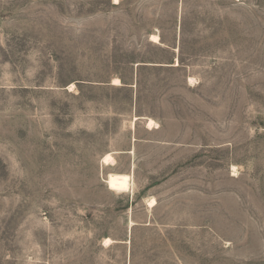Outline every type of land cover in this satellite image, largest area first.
<instances>
[{
    "label": "rangeland",
    "instance_id": "374dc122",
    "mask_svg": "<svg viewBox=\"0 0 264 264\" xmlns=\"http://www.w3.org/2000/svg\"><path fill=\"white\" fill-rule=\"evenodd\" d=\"M0 264H264V0H0Z\"/></svg>",
    "mask_w": 264,
    "mask_h": 264
},
{
    "label": "bare ground",
    "instance_id": "6f19581e",
    "mask_svg": "<svg viewBox=\"0 0 264 264\" xmlns=\"http://www.w3.org/2000/svg\"><path fill=\"white\" fill-rule=\"evenodd\" d=\"M116 2H118V0H115ZM152 39L155 41V42H158L159 41V36L158 35H154L152 36ZM74 85L71 86V88H73ZM156 123L153 121V120H150L148 122V127L151 129ZM157 125V124H156ZM110 161H112V156L111 155H108L106 160H105V163L108 164ZM151 204H154L155 203V200L152 199L151 201H149ZM105 243L107 245L111 244L112 243V240L110 238H107L105 239Z\"/></svg>",
    "mask_w": 264,
    "mask_h": 264
},
{
    "label": "crops",
    "instance_id": "0c3cea01",
    "mask_svg": "<svg viewBox=\"0 0 264 264\" xmlns=\"http://www.w3.org/2000/svg\"><path fill=\"white\" fill-rule=\"evenodd\" d=\"M117 81H119V80H117ZM120 83V82H119ZM150 121V120H149ZM149 128V127H148ZM150 129V128H149ZM108 155H111L112 156V158H113V155L111 154V153H109V154H107L106 156H105V158H104V161H103V163L105 164V159H106V157L108 156ZM114 159V158H113ZM105 165H110V164H105Z\"/></svg>",
    "mask_w": 264,
    "mask_h": 264
}]
</instances>
